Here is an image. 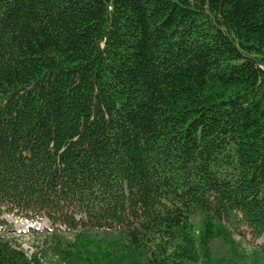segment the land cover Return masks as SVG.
Returning a JSON list of instances; mask_svg holds the SVG:
<instances>
[{"label": "trees", "instance_id": "obj_1", "mask_svg": "<svg viewBox=\"0 0 264 264\" xmlns=\"http://www.w3.org/2000/svg\"><path fill=\"white\" fill-rule=\"evenodd\" d=\"M3 209L56 227V264H243L264 0H0ZM0 264L45 263L0 234Z\"/></svg>", "mask_w": 264, "mask_h": 264}, {"label": "rangeland", "instance_id": "obj_2", "mask_svg": "<svg viewBox=\"0 0 264 264\" xmlns=\"http://www.w3.org/2000/svg\"><path fill=\"white\" fill-rule=\"evenodd\" d=\"M0 220L6 223L0 227V234L11 240L15 247L19 248L27 257L37 254L45 264H56V259L49 249V235L56 228L45 217L29 220L26 216L2 210ZM62 235L68 239L71 234L64 228L57 225ZM234 239L240 245V249L247 255L243 264H264V259L258 255L263 239L252 240L242 228L244 235H240L232 228Z\"/></svg>", "mask_w": 264, "mask_h": 264}]
</instances>
